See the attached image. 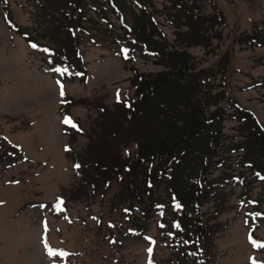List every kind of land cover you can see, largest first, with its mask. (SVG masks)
<instances>
[{
    "label": "rangeland",
    "instance_id": "rangeland-1",
    "mask_svg": "<svg viewBox=\"0 0 264 264\" xmlns=\"http://www.w3.org/2000/svg\"><path fill=\"white\" fill-rule=\"evenodd\" d=\"M117 1L131 12L130 0ZM183 1L193 4L201 17L217 8L223 19L203 33L209 37L205 45L187 44L179 35L184 25L175 24L182 1L151 0L157 26L165 35L160 38L163 56L178 52L172 67L161 53L146 54L139 47L135 54L128 52L130 36L116 14L109 7L104 11L108 27L97 15L105 0H0V134L12 138L28 158L0 168V264H149L150 260L201 264V259L191 262L200 258L188 251L194 245H177L168 234L174 230L172 219L165 222L160 213L145 221L137 219L149 204L143 197L145 204L137 206L144 190L137 192L124 170L137 158L143 160L140 148L167 145L171 137L165 130L173 113L160 107L156 98L143 99L138 113L131 109L126 114L123 105L135 91V71L155 85V74L168 70L176 77L184 73V63L185 80L180 78L184 81L190 79L189 73L206 71L200 76L205 84L197 93L205 100L199 105L204 116L215 105H227L219 121L218 145H230L241 137L238 122L228 117L233 100L264 123V44L245 38L257 29L264 33V0ZM5 8L11 12L12 28L4 18ZM132 9L139 13L137 6ZM127 19L134 22L129 14ZM158 38L152 36L154 41ZM64 63L73 68L72 74H83L82 63L85 79L65 77L59 66ZM167 92L183 99L193 91L171 86ZM209 100L215 105L206 104ZM189 118L184 123L191 122ZM68 119L76 127L64 122ZM199 141L193 146L202 148L205 143ZM78 154L83 160L79 174L74 164ZM217 155L225 159L209 171L211 178H219L223 166L238 161L235 154L220 150ZM193 162L188 161L192 166L184 173L199 171ZM148 165L155 166V161ZM218 182L220 191L210 188L201 206L206 237L199 238V247L204 264H264V251L256 246L264 245V221L253 227L257 240L251 239L246 210L238 205L245 187L240 189L229 178ZM154 187L151 192L166 196L164 184ZM249 187V197L259 198L260 209L264 208L261 184ZM130 194H134L131 200ZM46 243L67 255L49 256Z\"/></svg>",
    "mask_w": 264,
    "mask_h": 264
},
{
    "label": "trees",
    "instance_id": "trees-1",
    "mask_svg": "<svg viewBox=\"0 0 264 264\" xmlns=\"http://www.w3.org/2000/svg\"><path fill=\"white\" fill-rule=\"evenodd\" d=\"M134 1L140 6V12L138 14L134 13L132 7L130 8L131 12H127V5L122 1L117 2L118 5L124 6H120L123 20L129 14L135 22H132L133 24L129 26V29L132 28V30L127 31L131 33L133 44L138 47H145L146 51L152 52H158L164 49L165 47L162 48V44L158 42L159 40H152L154 22L150 12L147 10L145 1L141 5L139 4L141 0ZM183 3L184 1H182ZM178 5L180 6L181 4ZM184 10L185 12L182 17H180L182 9H179L177 15V27L181 25L185 26V30L179 32L183 42L187 44L205 43L208 38L203 32L208 27H212L217 20L215 18L216 16L211 14L204 17L188 15L187 12L191 10L188 9L187 5H184ZM205 21L208 22V26L203 25ZM147 23L151 25V30ZM123 29H126L124 25ZM245 38H252L257 44H264V33L260 30L253 31L251 36L247 35ZM177 53L176 51H172L166 57L163 55L161 57L170 66L174 67L176 63L174 61V55ZM181 69H183L184 73L176 77L172 76V72L168 70L161 74H155V85L146 74L142 75L141 73H137L133 76L132 82L135 86V94L138 96V99L131 103V107H124L126 114L131 109H135V112L138 113L141 110V101L143 99L144 101H150L156 98L160 107L164 108L166 112L170 111L173 113V118H170V125L165 130L166 132L170 131L169 136L171 137L167 145H157L150 149L147 147L145 151L143 148H140L139 152L143 155V160L137 158L130 164L126 175L132 177V182L137 185V192H140L141 188L144 190L138 198V204L141 206L145 204V193H147L149 206L146 212L150 214L156 209V204L161 205L165 213L177 220L180 228L177 229L178 237L184 238L189 243L191 242V244L196 245L194 248L198 247L200 252H202V249L199 247V238L206 237V229L201 220L202 214L199 210V202L202 194H204V190L207 189L204 173L208 166L212 164L211 156L215 152L214 144L216 143L220 114L223 112V107L216 106L208 115L204 116L200 112L199 105L204 104L205 100L202 99L201 101L200 97L197 96L199 92L198 88H200L198 79L202 71L189 73L190 79L184 81V75L186 74L184 63ZM182 77L184 80L180 79ZM171 86L187 88L193 92L183 97V99L182 97H173L167 92ZM165 89L166 92L164 93ZM206 104L214 103L209 100ZM117 106L119 108L123 107L122 105ZM186 116H190L189 119H192V121L184 123ZM233 117L241 121L240 130H244L248 135H245L244 140L238 145H232V150H238L237 147L240 146L243 149V154L241 153L240 157L251 164L250 168L264 172V130L258 128L251 114L243 108L234 111ZM199 139H203L201 143H205L202 148L201 146H193L195 142H200ZM155 159L157 160L155 166H145V163ZM189 160L195 161L193 162L195 163V168H199L196 174H190L189 170L184 173L188 167L192 166H188ZM154 167L156 169L155 171H153ZM136 170L140 171L137 172ZM159 182L164 183L165 189L163 191L166 193V196L155 195L151 192L153 186H155L154 184H158ZM133 196L134 194L129 195L130 200ZM177 205H179L178 208L176 207Z\"/></svg>",
    "mask_w": 264,
    "mask_h": 264
},
{
    "label": "snow or ice",
    "instance_id": "snow-or-ice-1",
    "mask_svg": "<svg viewBox=\"0 0 264 264\" xmlns=\"http://www.w3.org/2000/svg\"><path fill=\"white\" fill-rule=\"evenodd\" d=\"M31 46L33 48L37 47V45H35V44H32ZM45 51H47V50H45ZM56 71H61V69H56ZM64 71H67V69H64ZM62 95H63V92H62ZM64 122L66 124H71L72 127H76L75 124H72V122H71L70 119L65 120ZM76 167H79V165H76ZM61 203H62V201H61ZM56 207L59 208L60 205L58 204ZM177 207H179V205H177ZM176 227H179V225H176ZM259 246L260 247H264V245H259ZM46 248H48V254H49V256H56V255L64 256V255H67V253H64V252L57 253V252L53 251L51 248L48 247L47 243H46ZM147 251L149 252V254H151L152 248H148ZM149 264H152L151 260L149 261Z\"/></svg>",
    "mask_w": 264,
    "mask_h": 264
}]
</instances>
